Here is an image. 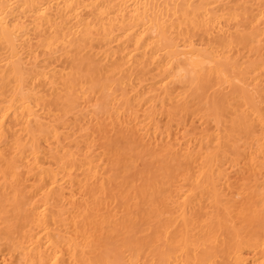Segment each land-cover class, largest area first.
<instances>
[{
	"label": "bare ground",
	"instance_id": "1",
	"mask_svg": "<svg viewBox=\"0 0 264 264\" xmlns=\"http://www.w3.org/2000/svg\"><path fill=\"white\" fill-rule=\"evenodd\" d=\"M0 264H264V0H0Z\"/></svg>",
	"mask_w": 264,
	"mask_h": 264
}]
</instances>
